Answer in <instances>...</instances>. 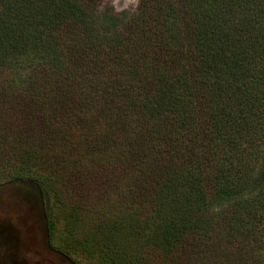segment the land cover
I'll list each match as a JSON object with an SVG mask.
<instances>
[{"label":"trees","instance_id":"obj_1","mask_svg":"<svg viewBox=\"0 0 264 264\" xmlns=\"http://www.w3.org/2000/svg\"><path fill=\"white\" fill-rule=\"evenodd\" d=\"M19 179L77 264H264V0H0Z\"/></svg>","mask_w":264,"mask_h":264},{"label":"flooded vegetation","instance_id":"obj_2","mask_svg":"<svg viewBox=\"0 0 264 264\" xmlns=\"http://www.w3.org/2000/svg\"><path fill=\"white\" fill-rule=\"evenodd\" d=\"M15 182L0 183V264H77L52 242L45 195L46 216Z\"/></svg>","mask_w":264,"mask_h":264},{"label":"water","instance_id":"obj_3","mask_svg":"<svg viewBox=\"0 0 264 264\" xmlns=\"http://www.w3.org/2000/svg\"><path fill=\"white\" fill-rule=\"evenodd\" d=\"M15 184H19L23 188L24 194H26L29 200H35L37 207L46 216L45 200L42 187L32 180H16Z\"/></svg>","mask_w":264,"mask_h":264},{"label":"rangeland","instance_id":"obj_4","mask_svg":"<svg viewBox=\"0 0 264 264\" xmlns=\"http://www.w3.org/2000/svg\"><path fill=\"white\" fill-rule=\"evenodd\" d=\"M107 5L113 6L116 11L130 9L137 5L139 0H105Z\"/></svg>","mask_w":264,"mask_h":264}]
</instances>
